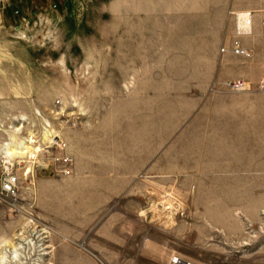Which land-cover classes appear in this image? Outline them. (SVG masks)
<instances>
[{
	"label": "rangeland",
	"instance_id": "obj_1",
	"mask_svg": "<svg viewBox=\"0 0 264 264\" xmlns=\"http://www.w3.org/2000/svg\"><path fill=\"white\" fill-rule=\"evenodd\" d=\"M145 1L0 0V161L23 151L13 162L19 209L0 200V264H264V155L258 172L243 171L256 186H171L164 176L163 186L130 188L140 200L124 203L76 183L92 179L90 166L75 169L86 152L81 134L109 130L116 146L115 130L125 129L122 117L114 124L107 115L113 101H163L165 110L166 101H202L210 90H264L260 66L229 77L254 60L256 44L264 50L252 25L236 30L247 9L228 10L229 29L223 11L209 25L204 0L194 1V25L171 13L170 0L155 9ZM223 35L235 37L213 40ZM214 48L234 57L202 51ZM231 78L248 87L229 90ZM65 151L73 159L60 172L55 157ZM147 173L136 168L132 178L154 176Z\"/></svg>",
	"mask_w": 264,
	"mask_h": 264
},
{
	"label": "crops",
	"instance_id": "obj_2",
	"mask_svg": "<svg viewBox=\"0 0 264 264\" xmlns=\"http://www.w3.org/2000/svg\"><path fill=\"white\" fill-rule=\"evenodd\" d=\"M194 1L170 0L171 13L182 12L185 19H193L194 25ZM204 1L206 3L201 5L202 10H208L209 18L213 21L209 25L216 26L222 16L226 18L227 26L231 24L229 29L233 26L232 17L227 13L229 9L252 10L251 32L257 42H264L261 27L264 0H247V4L243 3L246 0ZM152 2L154 9L162 4L161 0ZM143 3L146 1L140 0V4ZM256 7L261 12H253ZM206 31L215 33L216 29ZM219 37L213 40L230 43L235 36L231 40L226 35ZM255 46L254 60L241 62V67L232 70L229 77L246 73L243 67L256 70L260 66L264 72V61H259L260 57L264 58V50L258 49L257 44ZM202 51L210 57H234L228 49L222 50L226 52L217 48ZM188 53L195 57L194 49ZM211 79L209 76V86ZM253 82L256 84L258 81L255 79ZM166 103L168 106L164 110L163 101H113L107 108V115L115 120L114 124L122 117L125 129L115 130L118 137L116 146L109 142V130H91L89 137L81 134L80 144L86 152L78 155L75 169L77 172L90 166L92 179H76V183L90 188L92 193L99 188L102 191L105 189L110 194V200L124 203L140 200L130 188L137 184L143 187L163 186L164 176L169 177L165 180L170 181L171 186L220 188L258 185L256 182H243V171L258 172L260 155H264V90H210L202 101ZM101 134H106V139ZM109 144L111 147H108ZM136 168L149 174L153 171L154 176L132 178ZM104 171L107 172L106 176L103 175ZM122 210H125V206H122Z\"/></svg>",
	"mask_w": 264,
	"mask_h": 264
},
{
	"label": "built area",
	"instance_id": "obj_3",
	"mask_svg": "<svg viewBox=\"0 0 264 264\" xmlns=\"http://www.w3.org/2000/svg\"><path fill=\"white\" fill-rule=\"evenodd\" d=\"M252 15L249 10L242 11L237 13L236 15V30L238 32H247L250 31L251 27ZM234 42V43H233ZM232 42L233 50L236 53H240L244 51V48L241 46L238 40ZM224 85L229 90H241L248 87L247 81L242 78H231L224 81ZM259 87L264 88V78L259 81ZM58 145H64V141H55ZM8 152V151H7ZM23 151L17 149L14 151L12 155V161L10 157L3 153V158L0 161V200L8 202L11 206L16 209L18 208L17 200H18V191H19V174L14 169L13 162L19 161L16 156ZM9 153V152H8ZM72 155L70 152L65 151L64 153L55 157V160L62 163V168L59 170L60 172H65L69 168V165L72 163ZM62 170V171H61ZM187 264H189L187 262Z\"/></svg>",
	"mask_w": 264,
	"mask_h": 264
},
{
	"label": "bare ground",
	"instance_id": "obj_4",
	"mask_svg": "<svg viewBox=\"0 0 264 264\" xmlns=\"http://www.w3.org/2000/svg\"><path fill=\"white\" fill-rule=\"evenodd\" d=\"M10 150V149H9ZM13 150V149H12ZM9 153H10V151H9Z\"/></svg>",
	"mask_w": 264,
	"mask_h": 264
}]
</instances>
